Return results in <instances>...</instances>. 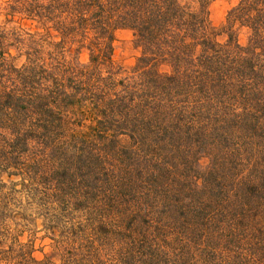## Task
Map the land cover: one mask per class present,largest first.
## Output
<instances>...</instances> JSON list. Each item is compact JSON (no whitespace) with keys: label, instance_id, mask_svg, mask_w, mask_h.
Instances as JSON below:
<instances>
[{"label":"trees","instance_id":"16d2710c","mask_svg":"<svg viewBox=\"0 0 264 264\" xmlns=\"http://www.w3.org/2000/svg\"><path fill=\"white\" fill-rule=\"evenodd\" d=\"M213 1L0 2V264H264V0L221 30ZM122 28L141 49L129 69ZM57 124L68 160L52 166ZM62 204L90 217L61 223ZM28 208L64 227L58 259L19 239Z\"/></svg>","mask_w":264,"mask_h":264},{"label":"rangeland","instance_id":"374dc122","mask_svg":"<svg viewBox=\"0 0 264 264\" xmlns=\"http://www.w3.org/2000/svg\"><path fill=\"white\" fill-rule=\"evenodd\" d=\"M2 0H0L1 2ZM239 0H214L210 6L211 9V20L213 25L221 30L223 25L225 24L226 16L228 11L238 3ZM239 40L242 44L247 43L250 30L247 27H240L238 30ZM220 39H225L226 34H221ZM141 55V49L135 43L134 31L129 28H122L116 31V41H115V51L114 58L116 63L121 66L123 69H129L133 67L138 57ZM81 60H88V53L84 51L81 54ZM20 64V61L18 62ZM71 130L67 129V127L59 126L58 124L54 127L53 125L49 126L48 131L45 133L46 143L49 148V156L51 158L52 166L59 165V163L66 162L68 160L67 149L69 146V133ZM73 143V142H71ZM71 149V147H70ZM210 162L208 156L203 155L200 158L201 168L204 169ZM52 177H56L52 175ZM15 181H19V177H13ZM61 181L63 178L60 179ZM21 184L17 185L18 189L21 188ZM42 197V196H39ZM29 200L28 196L23 197V202ZM38 200V198H37ZM42 203L46 202L42 199L40 200ZM47 203V202H46ZM45 203H43L44 205ZM49 206V205H48ZM54 206L57 207L55 204ZM62 213L57 212L58 210H51L50 213L54 215H61V223H67L68 219L73 218L76 222H80L81 220H85L86 216L80 211L72 212L71 210H67V206L62 204L61 206ZM18 209V208H16ZM25 217L21 218V226L18 229V233H20L19 239L23 242H29L33 245L34 248V256L42 259L46 255L55 256V258H59L56 248L59 247V240H61L63 234H67L63 228L58 227L54 230L49 229L50 221H48L43 217L35 214V212L31 211L29 208L25 211ZM95 213V212H93ZM64 214H67L66 216ZM51 216H53L51 214ZM94 216V215H93ZM51 225H55V222H52ZM64 225V224H63ZM100 236V235H99ZM100 241L102 242V236H100ZM103 241H106L105 239ZM112 239L107 243H112ZM58 242V243H57ZM135 244H133L134 246Z\"/></svg>","mask_w":264,"mask_h":264}]
</instances>
